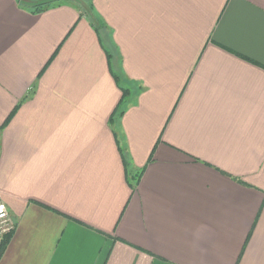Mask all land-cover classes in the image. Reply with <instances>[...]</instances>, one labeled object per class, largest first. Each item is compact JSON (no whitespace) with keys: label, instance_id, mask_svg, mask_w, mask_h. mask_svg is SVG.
I'll return each mask as SVG.
<instances>
[{"label":"crops","instance_id":"obj_1","mask_svg":"<svg viewBox=\"0 0 264 264\" xmlns=\"http://www.w3.org/2000/svg\"><path fill=\"white\" fill-rule=\"evenodd\" d=\"M22 1L0 0V264H264V0H92L101 38Z\"/></svg>","mask_w":264,"mask_h":264},{"label":"trees","instance_id":"obj_2","mask_svg":"<svg viewBox=\"0 0 264 264\" xmlns=\"http://www.w3.org/2000/svg\"><path fill=\"white\" fill-rule=\"evenodd\" d=\"M62 5L71 6V7H74L80 10L83 16H86L90 19L91 24L95 28L100 38L104 34L105 30H107L106 25L102 21L98 20L97 17L92 14V11H93L92 0H24L22 1V7L26 9L27 11H29L30 13L35 14V15L41 14L51 8H55V7L62 6ZM108 58L110 61L112 60L111 55H108ZM116 80L119 83V77H116ZM35 89H36V86H33L32 93H30V95L34 94ZM27 98L28 97H26V99ZM130 98H131V91L129 89H123L122 101L120 105L118 106V109H116V113H114V115H112V117L110 118V124H113L116 120H119L123 116L125 112L124 111L125 105L128 102H130ZM17 109L18 108H16V110L10 115L9 119L6 121L4 125L5 127L11 121ZM115 136L117 138L116 133H115ZM118 146H119V140H118ZM119 150L122 155L124 163H126L127 155L124 149L121 146H119ZM142 174H143V170L139 174L133 176L131 181L129 182L134 192H136V190L138 189L140 180L142 178ZM12 235L13 233L10 232L2 238L1 246H0V258L2 257L9 241L11 240Z\"/></svg>","mask_w":264,"mask_h":264},{"label":"built area","instance_id":"obj_3","mask_svg":"<svg viewBox=\"0 0 264 264\" xmlns=\"http://www.w3.org/2000/svg\"><path fill=\"white\" fill-rule=\"evenodd\" d=\"M14 224L10 220L8 209L0 196V242L3 235L13 231Z\"/></svg>","mask_w":264,"mask_h":264}]
</instances>
